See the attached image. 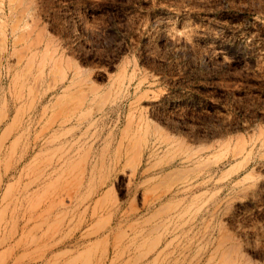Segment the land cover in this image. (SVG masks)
Returning <instances> with one entry per match:
<instances>
[{
    "label": "rangeland",
    "instance_id": "1",
    "mask_svg": "<svg viewBox=\"0 0 264 264\" xmlns=\"http://www.w3.org/2000/svg\"><path fill=\"white\" fill-rule=\"evenodd\" d=\"M0 264H264V0H0Z\"/></svg>",
    "mask_w": 264,
    "mask_h": 264
},
{
    "label": "bare ground",
    "instance_id": "2",
    "mask_svg": "<svg viewBox=\"0 0 264 264\" xmlns=\"http://www.w3.org/2000/svg\"><path fill=\"white\" fill-rule=\"evenodd\" d=\"M18 4V3H17Z\"/></svg>",
    "mask_w": 264,
    "mask_h": 264
}]
</instances>
